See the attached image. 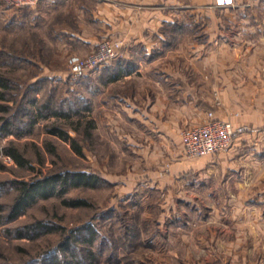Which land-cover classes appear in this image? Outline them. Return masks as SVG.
<instances>
[{"label":"rangeland","instance_id":"374dc122","mask_svg":"<svg viewBox=\"0 0 264 264\" xmlns=\"http://www.w3.org/2000/svg\"><path fill=\"white\" fill-rule=\"evenodd\" d=\"M1 1L0 77L7 79L8 89H0V264H47L51 259L59 264H264V132L248 133L245 127L240 133L245 141L232 156L237 162L228 167L210 169L209 163L185 155L181 163L177 144L173 157L164 146L146 155L125 121L114 127L113 109L111 123L104 119L98 81L74 79L69 71V57H86L101 42L121 40H99L91 53L80 55L78 44L52 26L45 0L17 11ZM198 4L201 10L214 9L208 0ZM263 6L264 0H236L235 7ZM191 7L189 1L163 3L170 12ZM202 51L210 56L216 50L207 46ZM217 83L220 88L225 82ZM44 105L47 110L39 115ZM234 109L242 113L240 106ZM56 112L70 117L58 118ZM241 113L231 115L239 122ZM5 123L9 127L3 131ZM52 126L74 139L82 155L48 134ZM8 149H15L25 166L17 165ZM79 171L96 174L98 185L36 198L9 219L21 185ZM63 199L83 200L86 206L66 207ZM38 223L44 229L34 228Z\"/></svg>","mask_w":264,"mask_h":264},{"label":"crops","instance_id":"0c3cea01","mask_svg":"<svg viewBox=\"0 0 264 264\" xmlns=\"http://www.w3.org/2000/svg\"><path fill=\"white\" fill-rule=\"evenodd\" d=\"M169 1H189L193 7L164 11L163 3ZM200 1H44L54 19L52 26L78 44L80 55L91 53L99 40L123 42L119 59L85 77L99 83L104 119L111 123L113 109L114 127L125 121L135 131L132 137L139 139L137 149L146 150V155L164 146L173 157L177 144L183 163L180 133L201 124L208 112L234 127H247L248 133L264 132V6L210 11L198 8ZM208 1L212 5L213 0ZM207 46L215 54L203 56ZM218 50H224V56ZM220 80L225 83L219 88ZM218 98L221 107L216 106ZM237 106L242 113L234 109ZM233 113H241L242 119L238 122ZM243 136L235 138L227 154L199 161L209 163L210 169L236 164L232 156L245 141Z\"/></svg>","mask_w":264,"mask_h":264},{"label":"built area","instance_id":"2783aa9c","mask_svg":"<svg viewBox=\"0 0 264 264\" xmlns=\"http://www.w3.org/2000/svg\"><path fill=\"white\" fill-rule=\"evenodd\" d=\"M41 0H2L7 10L22 9L35 6ZM236 0H213L212 7L219 9L234 8ZM121 41L101 42L96 51L86 57L71 56L68 58L70 75L74 79L103 68L122 55ZM245 127H234L230 122L219 120L212 112H208L205 120L180 133L184 155L188 158L214 157L231 150L233 139L243 133Z\"/></svg>","mask_w":264,"mask_h":264},{"label":"trees","instance_id":"16d2710c","mask_svg":"<svg viewBox=\"0 0 264 264\" xmlns=\"http://www.w3.org/2000/svg\"><path fill=\"white\" fill-rule=\"evenodd\" d=\"M20 10V9H16ZM94 73V72H93ZM91 74V73H90ZM87 76V75H86ZM84 78V77H83ZM7 79L0 77V89L6 91L8 88L7 86ZM4 95L0 92V99H3ZM42 109L47 110V105L42 106L39 108L38 113L40 115ZM4 111V107L0 106V112ZM55 116L68 118L66 113L56 112L54 113ZM9 127L8 123H5L2 129L6 131ZM47 133L56 136L59 139L69 142L71 149L75 152L76 155L81 156L82 151L79 147V144L74 140L71 139L67 133L56 127L52 126L51 128L47 129ZM5 153L11 157L17 165L23 167L26 164V161L21 157V155L15 149H8ZM100 178L94 173H88L86 171H79V172H64L58 174H52L44 177L42 180H37L32 184H24L20 186L19 194L11 207L9 219L13 220L21 213L24 212L25 208L28 207L32 202L35 201L36 198H49L51 196H59L63 197L66 194V191L71 187H87V188H94L98 185ZM62 204L66 207H80L86 206V203L83 200H67L63 199ZM1 222V218H0ZM34 228L37 229H44L40 223L36 224ZM47 230V229H46ZM45 230V231H46ZM90 230V229H89ZM87 229L88 234L90 233ZM92 232V231H91ZM89 238H85V242L90 245L92 243V233ZM84 240V239H83ZM68 244L64 243L62 245V252H67ZM89 259L92 260V256L89 255ZM92 264V261L90 262ZM47 264H59L56 259H51Z\"/></svg>","mask_w":264,"mask_h":264}]
</instances>
